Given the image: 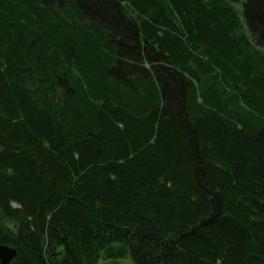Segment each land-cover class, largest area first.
<instances>
[{
  "label": "trees",
  "instance_id": "16d2710c",
  "mask_svg": "<svg viewBox=\"0 0 264 264\" xmlns=\"http://www.w3.org/2000/svg\"><path fill=\"white\" fill-rule=\"evenodd\" d=\"M0 0L11 264H264V0Z\"/></svg>",
  "mask_w": 264,
  "mask_h": 264
},
{
  "label": "water",
  "instance_id": "95a60500",
  "mask_svg": "<svg viewBox=\"0 0 264 264\" xmlns=\"http://www.w3.org/2000/svg\"><path fill=\"white\" fill-rule=\"evenodd\" d=\"M15 247L0 244V264H11L12 260L17 256Z\"/></svg>",
  "mask_w": 264,
  "mask_h": 264
},
{
  "label": "rangeland",
  "instance_id": "374dc122",
  "mask_svg": "<svg viewBox=\"0 0 264 264\" xmlns=\"http://www.w3.org/2000/svg\"><path fill=\"white\" fill-rule=\"evenodd\" d=\"M237 6L242 8L241 5L245 0H234ZM97 264H136L134 259L130 256L124 258H100Z\"/></svg>",
  "mask_w": 264,
  "mask_h": 264
}]
</instances>
